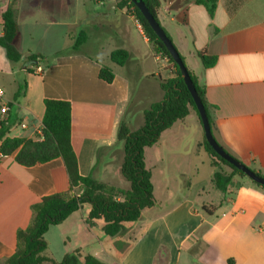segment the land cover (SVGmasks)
Instances as JSON below:
<instances>
[{"label":"crops","instance_id":"0c3cea01","mask_svg":"<svg viewBox=\"0 0 264 264\" xmlns=\"http://www.w3.org/2000/svg\"><path fill=\"white\" fill-rule=\"evenodd\" d=\"M177 1L159 0L158 20L204 87L213 135L231 156L264 176V0H218L213 19L195 0L180 6ZM120 2L0 0V37L2 15L12 7L20 30L18 51L23 58L45 57L38 67L14 66L0 46V89L9 108L2 120L10 123V138L36 141L43 133L44 101L69 102L80 175L127 190L129 183L121 175L120 123L126 122L131 132L139 130L144 112L164 98L161 81L176 74ZM21 18L30 27H51L72 50L41 47L42 39L23 33ZM82 31L88 38L76 52L74 42ZM86 48L100 58L86 53ZM119 49L129 54L123 67L110 60ZM198 53L216 58V64L206 68ZM102 66L113 70L111 84L99 78ZM21 82L27 89L15 100ZM204 138L203 126L191 113L146 149L156 205L125 226L131 237L125 247L103 234L102 222L87 224L90 208L85 206L51 227L62 246L57 254L49 229L44 256L60 262L79 250L83 257L90 254L104 264H264V191L240 177L227 192L219 191L213 181L217 169L203 147ZM69 190L61 158L25 167L16 162V153L0 156V264L16 252L17 232L30 224L31 207Z\"/></svg>","mask_w":264,"mask_h":264},{"label":"trees","instance_id":"16d2710c","mask_svg":"<svg viewBox=\"0 0 264 264\" xmlns=\"http://www.w3.org/2000/svg\"><path fill=\"white\" fill-rule=\"evenodd\" d=\"M184 1L178 0L176 6L183 5ZM144 2L159 22V0H144ZM195 3L203 5L211 19L214 18L218 0H195ZM119 7L127 8L138 20L155 53L167 59L168 69L176 74L174 78L161 81L164 98L161 102L152 104L144 112V124L139 130L131 132L126 122L122 121L120 123L118 140L124 144V161L121 166V175L129 183V189L117 188L96 181L91 176L82 177L80 175L78 160L71 141L72 109L69 102L50 99L44 101V140L42 142L31 139L10 138L8 137L10 123L1 122L0 156L6 157L16 153V162L25 167H32L61 158L64 161L70 181L69 191L47 196L31 207V222L27 228L17 232L16 252L6 259L4 264H81L82 258L84 259L83 264H104L90 254L83 257L79 250L66 254L60 262L48 259L44 256L47 250L45 235L51 227L62 224L73 213L88 206L90 212L86 222L90 227L100 221L103 223L102 232L104 235L111 238L120 236L127 224L139 221L144 211L156 205L152 174L147 169L145 162L146 149L156 145L163 132L169 130L174 124L185 119L191 113H195L202 125L200 114L180 70L161 40L131 0H121ZM2 19L4 34L0 37V46L6 50L11 64L16 66L23 63L27 67H38L45 59L43 55L33 54L23 58L17 49L20 30L14 9L9 7L3 13ZM87 38V33L82 31L75 39L73 50L78 52L86 43ZM198 57L206 68L216 64V58L214 57H207L203 53H198ZM181 58L185 63L184 58L182 56ZM110 60L115 65L123 67L129 60V54L127 51L119 49L111 53ZM27 70L33 72L30 68ZM189 74L205 106L213 132L214 122L209 113L204 87L191 71H189ZM99 78L111 84L115 79V74L110 67L102 66ZM26 89L27 83L21 82L15 100L23 97ZM203 147L211 157L212 166L217 169L213 181L219 191L227 192V189L235 184L237 177L248 179L243 172L219 157L210 147L206 138H204ZM221 166L229 168L231 172H224ZM258 175L264 177L261 174ZM248 180L255 187L264 191L263 186L252 182L250 179ZM78 187L82 190L80 194L75 192ZM229 264H233V262H229Z\"/></svg>","mask_w":264,"mask_h":264},{"label":"water","instance_id":"95a60500","mask_svg":"<svg viewBox=\"0 0 264 264\" xmlns=\"http://www.w3.org/2000/svg\"><path fill=\"white\" fill-rule=\"evenodd\" d=\"M131 2L138 8L140 13L144 16L145 20L148 22L152 30L161 40L165 48L168 50L170 56L173 58L174 62L178 66L181 76L194 100V103L197 107V110L200 114V118L203 125L204 135L205 138L210 145V147L216 152V154L221 157L223 160L227 161L230 165L234 166L241 172H243L248 179L252 182L261 185L264 187V177L253 172L249 169L245 164L238 161L236 158L231 156L215 139L212 128L208 119V115L205 109V106L196 90V87L191 79L189 71L183 62L181 55L179 54L178 50L176 49L175 45L171 41V39L166 34L165 30L161 27L159 22L155 19V17L151 14L149 9L147 8L144 0H131Z\"/></svg>","mask_w":264,"mask_h":264},{"label":"rangeland","instance_id":"374dc122","mask_svg":"<svg viewBox=\"0 0 264 264\" xmlns=\"http://www.w3.org/2000/svg\"><path fill=\"white\" fill-rule=\"evenodd\" d=\"M20 22L22 24L24 34H26V35L34 34L36 37L42 39V40L38 41V44L41 47H43L45 49L47 48V50L48 49L52 50V47H50V45L52 44L54 47H57V49L61 50L62 52H68V51L72 50V47H69L68 45H66V44L62 43V41H60L58 33L55 32L54 29H52L51 27H49V26H32V27H30L29 25H27V22H25V20L22 18L20 19ZM111 46L112 45H110V47H109L110 49H112ZM84 51L86 53L94 56L95 58H100V56L97 54V52H94L93 49L86 48V49H84ZM78 194H80V192ZM126 226H128V225H126ZM129 236L130 235L128 234V230H124L123 234L116 237L115 245L118 244V247H121V248L125 247L127 244L130 243L131 237H129ZM48 237L49 238L52 237L51 238V248L54 250L55 254H57L59 252V250L61 252L62 246L59 243L55 228H51V234ZM59 258H61V257H59ZM61 260L62 259H60V261Z\"/></svg>","mask_w":264,"mask_h":264},{"label":"built area","instance_id":"2783aa9c","mask_svg":"<svg viewBox=\"0 0 264 264\" xmlns=\"http://www.w3.org/2000/svg\"><path fill=\"white\" fill-rule=\"evenodd\" d=\"M137 22H138V20H137ZM38 72H42V69L38 68ZM8 112H9V108H8V105L5 103V100H4V92H3V90L0 89V123L4 122L2 119H3V117L8 115ZM20 126L23 129L27 128V124H25V123H21ZM43 140H44V136H43V133H42L41 135H39V137L36 139V141L37 142H42Z\"/></svg>","mask_w":264,"mask_h":264}]
</instances>
